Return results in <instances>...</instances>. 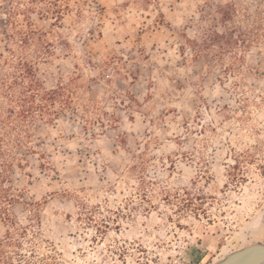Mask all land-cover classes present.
<instances>
[{
  "label": "rangeland",
  "instance_id": "1",
  "mask_svg": "<svg viewBox=\"0 0 264 264\" xmlns=\"http://www.w3.org/2000/svg\"><path fill=\"white\" fill-rule=\"evenodd\" d=\"M60 84L76 112L22 117ZM0 129V238L27 227L64 264L264 242V0H0Z\"/></svg>",
  "mask_w": 264,
  "mask_h": 264
},
{
  "label": "trees",
  "instance_id": "2",
  "mask_svg": "<svg viewBox=\"0 0 264 264\" xmlns=\"http://www.w3.org/2000/svg\"><path fill=\"white\" fill-rule=\"evenodd\" d=\"M218 7L219 13H221V17L225 21L233 19L238 12L234 2L227 3L224 6L219 5ZM207 36L211 41H219V35L217 31L212 30L207 34ZM227 43H229V41H227ZM33 86L34 84L31 82L28 88L33 90ZM71 94L72 91L70 90V87L64 86L63 84L58 85L55 89L44 91L42 95H37L34 92H32V94H25L23 98H18L21 107L20 114L23 118H26L28 109L33 108L32 103H34L36 96H38L40 100L43 101L38 107L40 110H45V113L49 115V119L53 118L54 115H58L59 113L63 112L64 106H67V108L71 109L72 112H76L77 108L75 103L72 102L73 100ZM21 102L23 104H21ZM27 102H29V104H27ZM56 103H59L60 105L56 107ZM14 126L17 127L16 129H18V131L23 130L24 127L20 122L16 124V121ZM18 131H16L17 134L19 133ZM2 140L3 138L0 134L1 180L6 178L5 171H7V168L12 164V162L3 163L2 161L5 154L2 146ZM19 146L22 147L26 145L23 144V142H21L17 136V140H13V147ZM0 195V200H6L9 201V203L13 201L11 197H8L7 189L5 188H0ZM3 209L4 214H6L7 211L5 210V207ZM27 231V227L16 226L14 222L12 227L9 230H6L5 235L0 238V264H64L61 258H59V253L56 251L54 244H50V247H52L50 252H41L38 250L39 243L37 239L35 236H33V234L31 237H29Z\"/></svg>",
  "mask_w": 264,
  "mask_h": 264
},
{
  "label": "water",
  "instance_id": "3",
  "mask_svg": "<svg viewBox=\"0 0 264 264\" xmlns=\"http://www.w3.org/2000/svg\"><path fill=\"white\" fill-rule=\"evenodd\" d=\"M214 264H264V242H253L231 251Z\"/></svg>",
  "mask_w": 264,
  "mask_h": 264
}]
</instances>
